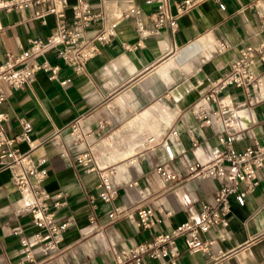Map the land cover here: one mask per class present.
Instances as JSON below:
<instances>
[{
    "label": "crops",
    "instance_id": "1",
    "mask_svg": "<svg viewBox=\"0 0 264 264\" xmlns=\"http://www.w3.org/2000/svg\"><path fill=\"white\" fill-rule=\"evenodd\" d=\"M178 1L181 0H169L172 14ZM82 2L102 17L89 36L119 21L110 45L87 62L81 75L59 61L56 50H47L32 63L49 61L59 65L58 79L51 80L49 74L40 72L23 89L5 86L7 98L0 105V114L9 115L0 124L7 137L20 136L22 120L32 123L33 146L23 141L16 146L31 155L38 169L42 168L39 161L47 160L49 176L43 187L51 194H63L64 206L58 216L75 219L76 225L64 235L59 249L48 256L36 252L34 264H114L116 254L151 238L150 232L138 230L133 224L140 207L151 208L162 218L156 229L163 231L194 220L201 204L211 201L222 181L189 178L187 166L211 162L223 147L212 129L198 127L192 107L207 92L210 80L227 73L242 47L264 44V32L258 30L259 18L264 17V0H225V11L203 2L178 17L174 35L161 32L132 51L124 46L137 42L136 19L122 20L121 12L138 7L143 12L141 20L147 24L153 7L146 6L145 0H69V19L73 7ZM61 9L35 4L25 11L1 12L0 64L9 55L28 49L32 39L56 34ZM36 12L44 15L35 17ZM222 43L228 48L220 52ZM190 47H195L193 52L183 57L182 51ZM253 68L261 74L264 64L255 59ZM67 78L72 82L63 87L60 82ZM261 93L264 94V80ZM222 98L238 115L232 148L242 151L263 144L264 101L260 102L255 93L246 96L235 88L226 90ZM79 118L85 129L97 134L89 147L94 172L77 165L76 155L85 147H73L67 133ZM171 131H176L177 136L171 137ZM150 137L166 141L172 148V161H168L161 144L145 148V140ZM138 155L131 165L129 161ZM157 165H165L184 180L164 184L155 173ZM110 166H116L118 171L117 197L112 203H104L98 195L97 171ZM257 177L259 185L246 196L244 205L231 200L224 222L203 236L212 242L210 253L189 255L178 241V264H264V167ZM132 182L137 185L129 188ZM32 199V192L21 194L14 187L10 170L0 171V262L18 264L23 259L13 230L22 227L27 236L36 231L29 216L17 215ZM115 207L125 208L126 212L110 222L108 214ZM166 212L171 215L165 217Z\"/></svg>",
    "mask_w": 264,
    "mask_h": 264
},
{
    "label": "built area",
    "instance_id": "2",
    "mask_svg": "<svg viewBox=\"0 0 264 264\" xmlns=\"http://www.w3.org/2000/svg\"><path fill=\"white\" fill-rule=\"evenodd\" d=\"M215 4L220 11H225V0H181L174 4L175 14L170 11L169 0H145L146 6L153 7L148 16V23L141 20L143 12L138 7L129 8L121 12L120 18L127 20L136 19L137 42L133 46L125 45V50L132 51L143 46L144 41L157 38L161 32L174 35L178 30V17L195 8L203 2ZM51 4L62 8L57 15L60 20L56 34L46 39L34 38L30 41V47L19 54L9 55L7 60L0 64V105L7 98L4 87L11 90L23 89L38 73L44 72L50 75L51 80H57L60 73L59 65H52L49 61L32 63L42 56L47 50H56V58L69 67L74 74L81 75L86 70V64L110 45L117 34L119 21L105 25L95 31L92 36L89 32L98 24L102 17L96 13L86 2L73 7V16L68 18L66 10L69 0H0V13L25 11L34 5ZM44 14L36 12L35 17ZM259 32H264V17L258 21ZM228 46L220 44L219 51H225ZM258 59L264 64V44L257 46H244L238 52L229 65L226 74L210 80L207 92L193 105L192 114L199 128H210L216 135L218 143L223 147L209 163L193 162L187 166L189 178L204 180H220L221 187L217 190L211 201L201 204L197 216L192 221H185L170 231L156 229L161 226L162 218L147 207L137 208L135 212V228L151 233V238L134 245L127 251L115 255L114 264H178L181 257L178 241H181L189 255L201 252L209 254L212 242L203 239V236L212 228L220 226L230 210V202L233 200L243 206L248 194H252L259 185L258 172L264 167V143L254 144L242 151L232 148L239 127L237 112H232L229 104L222 98V94L229 88L241 90L246 96L257 94L260 102L264 101L261 93L264 80V71L261 74L255 72L253 62ZM72 82L67 78L60 82L65 87ZM8 114H0V124L7 121ZM22 133L17 138H9L3 130H0V171L10 170L14 187L21 193L32 192L33 199L17 212L18 216H29L32 226L36 231L27 236L22 227L15 228L13 235L19 239L23 253V259L18 264H34L36 252L44 256L59 249L64 235L73 228L75 219L72 217H59L58 211L64 206L63 194H51L43 184L49 176L45 166V158L39 161L42 167L38 169L29 153L21 152L16 146L19 141L27 142L33 146L31 138L32 123L21 121ZM105 130V126H101ZM67 133L72 140V146L84 145V149L78 151L76 163L87 172L96 171L93 157L89 147L96 141V132L83 127L82 118L74 121ZM171 137H176L177 132L171 131ZM162 145L168 161L173 160L172 148L164 142L150 137L145 140V148L150 150ZM138 155L129 161L136 163ZM100 179L99 199L104 203H112L117 197L115 177L117 167L98 170ZM155 173L164 184L175 185L184 180V177L170 171L165 165H157ZM136 182L128 184L129 188L136 186ZM122 207H115L108 214L110 222L117 221L125 214ZM170 212L164 213L169 217ZM94 223V219H91ZM0 264H7L0 262ZM111 264V263H104Z\"/></svg>",
    "mask_w": 264,
    "mask_h": 264
},
{
    "label": "bare ground",
    "instance_id": "3",
    "mask_svg": "<svg viewBox=\"0 0 264 264\" xmlns=\"http://www.w3.org/2000/svg\"><path fill=\"white\" fill-rule=\"evenodd\" d=\"M194 46H195V45H194ZM194 48H195V47H190V48L186 49L185 51H182L183 53H182L181 55H182L183 57L190 55V54L193 52ZM197 48H198V47H197Z\"/></svg>",
    "mask_w": 264,
    "mask_h": 264
}]
</instances>
